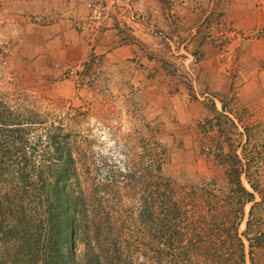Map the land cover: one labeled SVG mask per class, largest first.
<instances>
[{
	"label": "rangeland",
	"instance_id": "rangeland-1",
	"mask_svg": "<svg viewBox=\"0 0 264 264\" xmlns=\"http://www.w3.org/2000/svg\"><path fill=\"white\" fill-rule=\"evenodd\" d=\"M206 1L194 31L235 73L242 41L259 34L243 39ZM167 5L178 17L183 5ZM45 9L0 0V264H264V121L217 92L184 116L195 39L169 38L172 68L148 78L105 69L94 46L63 66L45 33L59 8Z\"/></svg>",
	"mask_w": 264,
	"mask_h": 264
},
{
	"label": "crops",
	"instance_id": "crops-1",
	"mask_svg": "<svg viewBox=\"0 0 264 264\" xmlns=\"http://www.w3.org/2000/svg\"><path fill=\"white\" fill-rule=\"evenodd\" d=\"M33 1L36 7L40 6L41 13L46 10L48 3L50 6L56 4L59 8V11L55 12L56 22L44 30H49L45 33L53 36L52 46H56V61L60 65L82 62L89 53L88 50L94 46L99 54L104 55L101 58L106 59L105 69L118 70L125 66L133 71L131 77L148 78V74L152 76L155 70L167 68L168 71L172 68L167 65V57L171 54L167 42L169 38L178 37L188 41L195 39L197 45L189 46L182 42L183 45H187L188 52L195 50L200 52L196 64L195 93L190 91L188 96L183 95L182 99H177L179 110L187 112L184 116L188 117V112L195 108L199 114L203 112L205 102L208 100L204 99L205 96L217 92L220 95H233L232 101L241 108L243 120L250 118L258 122L264 121V0H219L214 4L216 9L225 12L226 18L245 33L242 35L243 39L244 36H250L246 34L254 32L259 34H255V38L251 36L242 41L238 48V68L231 74L227 72V64L219 62L217 47L211 43H204L200 40L201 34L194 31L197 29L199 32L204 28V26L193 28L201 23L202 15L184 6H179L176 10L178 15L176 20L169 16L165 0H141V5H138L139 3L134 5V9L139 11L140 8L144 13L142 14L144 19L130 17L123 6H108L104 27L95 32V39L91 42L85 36L86 33L78 31L74 26L76 20L85 18L83 15L85 0ZM210 22L212 20L207 23ZM229 31L233 34L231 30ZM240 36L241 33L237 34V37ZM181 52L186 54V49L182 46L178 53ZM179 59H182V56H179ZM176 64L181 63L176 61ZM218 78H221L219 83L215 80ZM217 103L216 107H220V102Z\"/></svg>",
	"mask_w": 264,
	"mask_h": 264
},
{
	"label": "built area",
	"instance_id": "built-area-1",
	"mask_svg": "<svg viewBox=\"0 0 264 264\" xmlns=\"http://www.w3.org/2000/svg\"><path fill=\"white\" fill-rule=\"evenodd\" d=\"M170 5H183L188 6L191 11L199 12L200 4L202 0H166ZM139 0H90L86 2L87 14L84 19H82L81 24L78 21L77 26L81 29L86 27L90 28L94 32L104 27V22L107 17L108 6L116 7L123 6L126 13L130 17L144 19L143 13H140L134 9ZM171 17H175L173 11L170 10Z\"/></svg>",
	"mask_w": 264,
	"mask_h": 264
},
{
	"label": "trees",
	"instance_id": "trees-1",
	"mask_svg": "<svg viewBox=\"0 0 264 264\" xmlns=\"http://www.w3.org/2000/svg\"><path fill=\"white\" fill-rule=\"evenodd\" d=\"M241 184V182H240ZM241 186V185H240ZM241 188L244 190V194L246 195V201H252L253 198H254V194L250 191H247L244 187L241 186ZM47 219L49 221H51L50 225H56V222L59 220V216H54L50 211H48V215H47ZM69 226V225H68ZM60 233V232H59ZM60 239L56 242L57 244V247H60L62 244H66L68 246V241H69V238L65 237V236H62V234L60 233ZM69 249H70V246H69ZM58 259L62 260L63 257L59 256ZM74 261V260H73ZM73 264H76V262H73Z\"/></svg>",
	"mask_w": 264,
	"mask_h": 264
}]
</instances>
